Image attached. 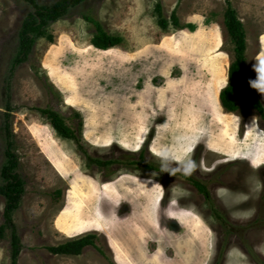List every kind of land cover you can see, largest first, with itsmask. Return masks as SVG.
<instances>
[{
    "label": "rangeland",
    "instance_id": "1",
    "mask_svg": "<svg viewBox=\"0 0 264 264\" xmlns=\"http://www.w3.org/2000/svg\"><path fill=\"white\" fill-rule=\"evenodd\" d=\"M230 1L245 31L246 72L255 79L253 66H264V0ZM32 10L27 0H0V184L9 140L24 182L12 214L23 244L18 264H88L47 249L85 235L95 237L81 253L92 264H218L216 248L230 243L235 250L234 231L220 230L186 178L202 182L230 220L244 207H264V121L242 85L235 112L218 97L235 58L223 26L226 1L81 0L45 27L11 73ZM87 19L122 42L95 47L96 27ZM259 99L264 105V94ZM44 107L72 126L80 120V143L58 135L36 110ZM87 155L115 163L92 166ZM139 158L149 171L133 165ZM189 159L197 166L185 175ZM4 204L0 195V225ZM257 230L248 236L264 253V229ZM9 233L0 236V264H9Z\"/></svg>",
    "mask_w": 264,
    "mask_h": 264
},
{
    "label": "trees",
    "instance_id": "2",
    "mask_svg": "<svg viewBox=\"0 0 264 264\" xmlns=\"http://www.w3.org/2000/svg\"><path fill=\"white\" fill-rule=\"evenodd\" d=\"M27 1L32 5L33 10L27 14L22 22L19 31V52L13 60L11 73H13V70L17 65L28 59L35 38L45 33V27L51 22H54L60 17L64 16L70 7H74L81 0H58L51 6L39 5L35 0ZM225 1L226 10L224 13L223 26L231 41L235 45V58L230 63L228 68V82L220 92L221 104L224 109L228 111H236L238 109V105L234 100V91L238 85H242L245 100L248 106L253 108L262 117H264V105L259 99L260 93L252 89L248 83L250 79L246 72V40L243 24L238 18L236 10L232 6L231 1ZM155 9L159 17L158 25L163 30H166L168 26V19L163 17L161 4L159 2L156 4ZM87 20L92 22L96 27V33L91 40L92 45L95 47L100 49H108L115 47L122 42V37L108 34L100 27L99 23L94 20ZM170 21L174 27H180L175 11L171 13ZM49 38L50 40L52 39L51 36ZM8 109H10V107H8ZM36 110L49 120L50 124L58 135L63 138L73 139L77 143H80V137L78 135L81 127L80 120L76 126H72L66 122V117L51 109L50 107L36 108ZM74 116L76 118H80L79 113L75 112ZM6 131L8 136L10 134L9 127H7ZM5 154L7 156V163L1 170V176L4 179V183L0 184V195L5 199L3 210L4 223L0 225V236L4 234L5 229H9V264H18V257L22 250L23 244L17 233L16 227L12 222V214L16 209H18L20 205L21 197L24 192V182L17 171L19 162L18 157L17 154L11 149L9 140L7 141V149ZM87 157L88 160L91 161L90 163L88 162L90 165L92 162L101 163L99 161L100 159L92 158L90 155H87ZM198 187L200 188V184ZM94 238V235H85L56 246H48L47 249L52 254L80 255L86 246L94 245ZM97 251L103 254L101 249H97Z\"/></svg>",
    "mask_w": 264,
    "mask_h": 264
},
{
    "label": "flooded vegetation",
    "instance_id": "3",
    "mask_svg": "<svg viewBox=\"0 0 264 264\" xmlns=\"http://www.w3.org/2000/svg\"><path fill=\"white\" fill-rule=\"evenodd\" d=\"M258 115L261 119V122L264 121V117H262L259 113ZM99 161L101 163L92 162V166L95 165L98 167H102L104 165H111L115 163V160L113 159L105 160V161L99 160ZM131 161L134 162L133 163L134 166L142 165L141 158L135 159V160L133 159ZM142 166L148 171L150 170L146 163H144ZM184 177L186 178V176ZM186 180L188 181V183L194 186L195 190L198 193H200V195H202V197L206 201H208V206H210L209 209L211 213L213 214L214 218L216 219L220 230L222 228L223 230L231 229L232 231H234L233 234H231V236H235L234 244H233V246H235V250L233 251V255L249 260L252 264H258L257 261L264 262V253L262 252V247H261L262 243L260 245V243L257 244L253 242L250 240V236H248L250 234L249 231H253L252 233H256L259 231L257 229H264V207L262 208L257 207V206L253 207V205L250 207H244L245 210L242 211L241 215H239L238 217L236 216L234 218L235 220H230V218L226 216L227 213L224 212L223 209H219V212H217V209H216L217 207L213 205V202L211 200L210 192L202 182H200L199 180L191 179V177L189 178L187 177ZM194 182H197V183H194ZM199 184H200V188L198 187ZM164 197L165 195H162L160 205H162ZM167 203L164 206L162 205V207L165 208L167 206ZM237 227L238 228L243 227V232L240 233L241 230H239ZM219 243H220V240H219ZM230 245L231 244L228 243V245L225 248H221V251L218 248H216V254L217 256L218 255L220 256V261L218 264H225L227 262V259H226L227 254H230V253L232 254V252L230 251L231 249ZM238 259L241 261L240 258ZM214 264H217L216 261L214 262Z\"/></svg>",
    "mask_w": 264,
    "mask_h": 264
},
{
    "label": "clouds",
    "instance_id": "4",
    "mask_svg": "<svg viewBox=\"0 0 264 264\" xmlns=\"http://www.w3.org/2000/svg\"><path fill=\"white\" fill-rule=\"evenodd\" d=\"M253 71L256 73L255 79L248 81L249 86L260 94H264V66L257 63L253 66ZM196 161L189 159L186 165L183 167L185 175H190L196 168Z\"/></svg>",
    "mask_w": 264,
    "mask_h": 264
},
{
    "label": "crops",
    "instance_id": "5",
    "mask_svg": "<svg viewBox=\"0 0 264 264\" xmlns=\"http://www.w3.org/2000/svg\"><path fill=\"white\" fill-rule=\"evenodd\" d=\"M227 79H228V72H227ZM231 252H232V255H233V251H231ZM232 255L230 253V254H228L226 256L227 262L225 264H252L249 260H246L244 258L242 259L241 257L236 256V255H233V256ZM74 256H78V257H81V258L85 257L87 263L88 264H92V259L90 257H87L86 254L85 255L84 254H80V255H74ZM238 258H240L241 261ZM170 259H172V258H170ZM94 264H96V263L94 262Z\"/></svg>",
    "mask_w": 264,
    "mask_h": 264
},
{
    "label": "water",
    "instance_id": "6",
    "mask_svg": "<svg viewBox=\"0 0 264 264\" xmlns=\"http://www.w3.org/2000/svg\"><path fill=\"white\" fill-rule=\"evenodd\" d=\"M227 82H228V79H227ZM225 86H226V85H225ZM225 86H224V87H225ZM224 87H223V88H224ZM223 88H222V89H223ZM222 89H221V90H222ZM221 90L219 91V96H218V97H219V102H220V92H221ZM220 104H221V102H220ZM221 106H222V104H221ZM223 108H224V107H223ZM232 113H233V112H232ZM106 240H107V242H108V239H106ZM111 252H112V251H111ZM113 257H114V254H113ZM114 258H115V257H114Z\"/></svg>",
    "mask_w": 264,
    "mask_h": 264
}]
</instances>
